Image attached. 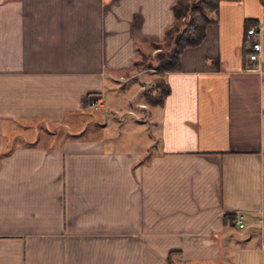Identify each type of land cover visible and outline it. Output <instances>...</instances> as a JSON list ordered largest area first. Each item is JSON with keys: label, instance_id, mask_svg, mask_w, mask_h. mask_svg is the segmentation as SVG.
Returning a JSON list of instances; mask_svg holds the SVG:
<instances>
[{"label": "crops", "instance_id": "crops-1", "mask_svg": "<svg viewBox=\"0 0 264 264\" xmlns=\"http://www.w3.org/2000/svg\"><path fill=\"white\" fill-rule=\"evenodd\" d=\"M174 2L0 0V264H264V54L246 44L262 0H222L166 73L164 104L144 109L155 150L80 125L89 92L105 112L133 100L113 80L164 38ZM65 121L79 135L50 129Z\"/></svg>", "mask_w": 264, "mask_h": 264}, {"label": "trees", "instance_id": "trees-1", "mask_svg": "<svg viewBox=\"0 0 264 264\" xmlns=\"http://www.w3.org/2000/svg\"><path fill=\"white\" fill-rule=\"evenodd\" d=\"M222 0H175L172 5L175 19L167 27L164 38L158 41L141 42L138 44V54L134 60V68L158 69L155 80V89L143 92V99L151 106L163 105L171 86L166 73L176 71L182 66V53L189 46L200 44L206 37L208 26L216 22L219 17ZM264 4V0H262ZM255 19H248L247 28L256 23ZM101 92L94 91L88 94V104ZM94 111L92 109H89ZM87 110V111H88ZM77 132L68 131L67 136L75 137ZM148 157H144L146 160ZM224 217L235 221L237 214L226 212ZM170 263L172 260L169 258Z\"/></svg>", "mask_w": 264, "mask_h": 264}, {"label": "rangeland", "instance_id": "rangeland-1", "mask_svg": "<svg viewBox=\"0 0 264 264\" xmlns=\"http://www.w3.org/2000/svg\"><path fill=\"white\" fill-rule=\"evenodd\" d=\"M154 69L157 68H134L132 71L124 73L121 77L114 79L112 83L114 89L112 91L130 90L136 93V95L131 97L133 100H131L130 103L126 101L125 104H121L123 101L119 99L118 103H120V105L110 110L108 108L106 112L104 108H99L94 111L88 110L87 113L82 114L80 117V125L84 128L85 133L87 135L93 134L95 123L99 122L100 124L104 122L101 124V127L104 126V131L111 135L109 141L113 147L136 149L139 151L155 150L156 148L154 146L152 147L150 143L156 132L154 116L150 115L147 111L145 112L144 109L146 106H142L143 104L149 106L143 99V92L155 89L154 77L158 71L154 72ZM139 77L148 84L144 89L139 83ZM127 107H130L133 111H125ZM152 110H155L154 106ZM108 118L111 120L109 121ZM33 123L36 124L35 121H31L32 126ZM38 125L39 128L42 127L40 129L44 130L46 129L45 126H47L44 122H40ZM73 125L74 124L71 122L65 121L62 124L57 123L50 125V129L57 131L60 138H63L68 134V131H75L76 128ZM82 128L79 129L81 130ZM33 129L32 127L31 132L34 131ZM47 133L48 130L46 129L43 133L34 137V139H41V141L44 140V142H46L49 138V136L45 135ZM9 136H11V132Z\"/></svg>", "mask_w": 264, "mask_h": 264}, {"label": "built area", "instance_id": "built-area-1", "mask_svg": "<svg viewBox=\"0 0 264 264\" xmlns=\"http://www.w3.org/2000/svg\"><path fill=\"white\" fill-rule=\"evenodd\" d=\"M264 32V20H259L256 23L250 25L246 29V44L249 49L248 57L251 61H258L263 58L264 54V42L262 39V35ZM157 69H154V72H157ZM139 83L143 87V89L148 85L146 81H143L141 77H139ZM106 105V99L103 94L98 95L94 98L89 104L88 108L92 110H96L99 108H103ZM142 106H147L143 104ZM262 232L264 233V218L260 219ZM236 223L240 227L246 226V221L244 220V215L239 213L236 218Z\"/></svg>", "mask_w": 264, "mask_h": 264}]
</instances>
